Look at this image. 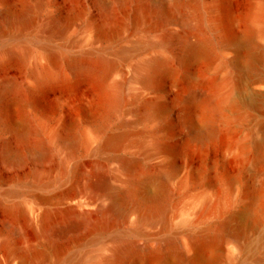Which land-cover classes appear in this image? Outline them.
<instances>
[{
  "label": "rangeland",
  "instance_id": "1",
  "mask_svg": "<svg viewBox=\"0 0 264 264\" xmlns=\"http://www.w3.org/2000/svg\"><path fill=\"white\" fill-rule=\"evenodd\" d=\"M39 1L41 5L37 6ZM112 1L116 22L122 26L116 32L109 27V35L93 43L95 30L90 22L103 21L97 0H0V7L10 2L24 17L35 16L28 38L40 35L43 23L49 17L57 16L64 23L65 31L52 38L51 46L65 54L108 47L105 56L114 60L116 65L109 71L106 84L118 85L121 102L107 120L106 132H127L121 146L96 150L103 138L96 126L105 117L101 84L95 76L77 72L62 60L58 77L44 84L35 95L26 96L25 100H10L6 106V113L14 125L7 128L0 124V227L5 221L14 220L8 207L21 203L30 220L18 218L20 232L13 236L12 242L19 246L27 242H42L41 225L32 215L31 202L25 200L27 197L39 199L44 195L53 201L60 195H66L85 200L88 194L78 193L84 185L81 171L90 170L99 163L107 166L110 184L122 186L120 178H123V172L118 161L110 155L132 154L151 166L170 164L173 168V174L167 181L171 191L167 211L169 226L163 229L161 222L147 225L145 230L149 236L137 237L138 242L147 240L149 246L156 247L165 245L170 236H176L181 250L190 254L192 248L187 231L190 223L200 231L206 223L234 216L233 224H244V234L242 237L228 234L223 238V244L215 240L209 247L212 250L209 254L219 256L225 264H264V206L255 212L249 209L260 184L258 171L264 167V78L260 72L264 69V31H255L247 38L248 30L264 29V0H201L211 9L207 17L224 16L233 42L217 45L210 53L184 58L180 56L182 49L179 42L156 44L142 50H137L135 46L140 39L158 41L169 31L182 33L184 25L179 12L162 21L159 11L150 8L146 17L137 23L134 19L135 1L124 6L116 0ZM157 1L152 0L153 5ZM216 3L221 5V10L213 7ZM170 8L171 4L167 1L165 9ZM10 45L17 52L28 45L31 52L22 61L15 56L7 64L0 62V76L8 72L31 87L33 82L28 76V69L35 56L42 53L41 48L25 38ZM120 48L129 51L124 55L118 52ZM156 55L170 57L169 68L159 71L157 78L146 84L135 77L134 68L141 60ZM39 62L45 63V60L39 57ZM230 75L232 83L223 88L228 99L222 106L221 116L216 119L217 134L211 140L200 143L193 136L204 126L200 106L198 103L188 105L178 97L187 95L193 87L206 88L208 84L222 81ZM150 99L164 105L162 116L142 117L139 114L140 102ZM187 112L190 114L189 121L185 120ZM27 117L40 127L43 139L53 152L49 159L41 163L34 160L29 149L34 137L30 136L28 144L18 141L14 130L15 125ZM39 117L45 119L44 123H39ZM122 120L128 121V124L119 127L118 123ZM73 127L90 140L80 145L76 154H69L67 149L61 148L55 134L67 132ZM157 139L166 145L165 150L154 145ZM6 141L24 152L22 163L10 164L2 160L1 148ZM59 162L63 166H59ZM37 168L43 171L45 177H57L59 180L45 188L24 185L23 182L29 180ZM76 170L80 173L77 174ZM159 170L162 171L160 167ZM153 186L147 185L148 194L154 192ZM17 189L20 191L18 194L9 192ZM257 200L264 204V193ZM106 202L104 196L103 203ZM137 215L136 211H131L126 226H130ZM90 229V226L85 227L79 234L88 235ZM86 246L93 251L92 254L97 252L92 264H103L99 254L109 253L111 238L103 240L99 251L96 243L89 242ZM163 253L149 258L146 264H177L175 257L172 259L173 255L165 248ZM18 260L21 257L10 254L6 246L0 248V264H16Z\"/></svg>",
  "mask_w": 264,
  "mask_h": 264
},
{
  "label": "bare ground",
  "instance_id": "2",
  "mask_svg": "<svg viewBox=\"0 0 264 264\" xmlns=\"http://www.w3.org/2000/svg\"><path fill=\"white\" fill-rule=\"evenodd\" d=\"M103 15L101 23L90 22L95 30L93 43L99 38L109 35V27L116 32L122 26L116 22L114 17L112 0H97ZM121 6L130 1L137 4L134 12V19L141 21L146 14L152 10L159 11L161 20L165 21L168 17L180 13V20L184 25L182 33L169 31L158 41L149 38L140 39L135 43L137 50H142L156 44L180 43L182 54L181 58L188 55L199 53H210L217 45H227L233 42L225 26L226 20L223 15H211L207 17V8L201 0H158L153 5L152 0H116ZM167 1L171 8L165 9ZM39 1L37 6H40ZM215 9L221 10V5L216 3ZM154 8V9H153ZM172 17V16H171ZM35 16L24 17L19 14L8 2L0 7V62H7L15 58L24 60L29 56L31 49L28 45L17 52L10 43L15 40H28L37 43L41 48V54L35 56L32 66L28 69V76L32 80L31 87L25 85L16 77L8 72L0 76V124L7 128H13L11 121L6 113V106L10 100H25L26 96L35 95L39 89L47 82L59 76L61 71L60 63L65 60L69 68L86 75L95 76L99 80L104 93V119L101 120L96 129L103 134L101 143L96 150H105L109 147H119L127 136L124 130L106 132L108 119L119 108L121 97L119 87L116 84H106V77L109 71L115 67L116 62L105 56L108 47L88 48L78 53L70 52L65 54L61 49L51 46L53 37L60 36L65 31V25L57 16L49 17L42 26L40 35L28 38L31 35L29 30L35 24ZM259 29H250L247 38ZM129 49L120 48L118 52L127 54ZM39 57L45 63L39 62ZM235 62V61H234ZM170 57L156 55L138 62L134 68L135 77L146 84H151L159 71L168 69ZM264 78V69L260 71ZM232 83V76H226L222 81H214L206 86L193 87L187 95L179 96L178 99L188 105L198 103L203 113L204 126L194 132L195 139L204 143L211 140L217 134L216 119L221 116L223 104L227 101L228 95L223 88ZM178 95V94H177ZM142 117L162 116L164 105L158 100H144L140 102L138 109ZM186 121L190 120L187 112ZM45 119L39 117V123H44ZM128 121H120L119 127L127 125ZM18 141L29 143L30 136L34 140L29 143L34 160L41 163L49 159L52 149L41 135V129L34 124L31 118L27 117L14 127ZM61 148L67 149L69 154H76L77 149L82 144H87L90 138L82 134L77 127H73L67 132L56 133ZM19 144V142H18ZM154 145L158 149L165 150L167 147L160 140H155ZM20 146V145H19ZM2 160L10 164H20L25 159L24 152L14 147L9 142H3L1 148ZM111 158L116 159L119 169L123 172L122 186H114L109 182V173L106 165L96 164L90 170L81 171L84 178V185L78 193H87L85 200L77 197L69 198L60 195L55 200L50 201L48 196H40L39 199L27 197L26 202H31V212L37 222L41 225L42 242H27L24 246H19L12 242L14 235L20 232L18 218L28 217L24 205L19 203L8 207V211L14 217L13 221H5L0 227V248L6 246L10 254L21 257L16 264H92L97 254L90 251L86 244L89 242L98 245L97 251L103 246V240L111 238L108 254H99L103 264H146L151 257L160 256L164 248L168 253L179 260V264H225L221 258L215 254H209V247L215 240L221 241L226 235L232 234L241 236L244 234V224H233V217H226L219 222L206 223L201 230H195L194 224L188 226L190 235V246L192 252L185 254L176 236L166 239L165 245L156 247L149 246L147 240L138 242L139 236H149L145 227L155 222H161L162 228H168L167 211L171 198V191L168 187V178L173 174V168L169 164L154 167L147 161L132 155L112 153ZM62 162V161H60ZM59 162V166H63ZM77 174L80 171L76 170ZM260 184L251 201L249 209L255 212L256 209L263 208L264 204L258 202L264 193V167L258 171ZM59 178L48 177L39 168L34 169L29 180L23 182L30 187L45 188L57 182ZM225 180H228L226 178ZM154 184V192L148 194L146 187ZM153 186V187H154ZM10 193H20L11 190ZM104 196L107 202H104ZM131 211L137 212V218L130 226H126ZM256 216H259L255 214ZM90 226L88 235L79 234L82 229ZM5 235V236H4ZM242 237V236H241ZM218 242V241H217ZM227 243V242H226ZM225 243V244H226ZM224 244V245H225ZM221 247V246H220ZM223 247V246H222ZM224 248V247H223ZM221 249V248H220ZM191 251V250H190ZM212 252V250H211ZM215 253V252H214ZM169 254V255H170ZM168 256V255H167ZM170 258V257H168Z\"/></svg>",
  "mask_w": 264,
  "mask_h": 264
}]
</instances>
